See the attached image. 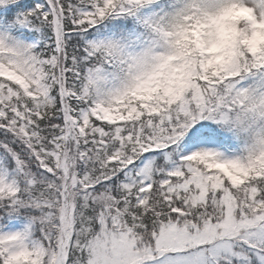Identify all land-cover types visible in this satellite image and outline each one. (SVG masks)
Instances as JSON below:
<instances>
[{"label":"snow or ice","instance_id":"obj_1","mask_svg":"<svg viewBox=\"0 0 264 264\" xmlns=\"http://www.w3.org/2000/svg\"><path fill=\"white\" fill-rule=\"evenodd\" d=\"M0 264H264V0H0Z\"/></svg>","mask_w":264,"mask_h":264}]
</instances>
